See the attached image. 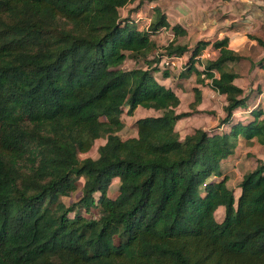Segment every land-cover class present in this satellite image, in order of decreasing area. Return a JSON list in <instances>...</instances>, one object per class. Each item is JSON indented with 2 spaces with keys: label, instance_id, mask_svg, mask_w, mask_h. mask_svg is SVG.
Segmentation results:
<instances>
[{
  "label": "trees",
  "instance_id": "1",
  "mask_svg": "<svg viewBox=\"0 0 264 264\" xmlns=\"http://www.w3.org/2000/svg\"><path fill=\"white\" fill-rule=\"evenodd\" d=\"M130 1L0 0V264H264V159L235 186L225 166L240 137L264 145L262 110L235 118L248 98L234 83L264 50V29L247 52L213 43L196 72L226 95L225 117L182 138L177 123L202 113V93L179 113L156 73L189 50L185 31L174 26L150 58L168 22L160 14L139 29L120 14ZM207 45L193 48L188 74ZM128 59L146 66L126 68ZM139 106L162 114L139 118L138 135L123 139L122 116ZM98 139V158L81 159ZM81 178V197L66 204Z\"/></svg>",
  "mask_w": 264,
  "mask_h": 264
},
{
  "label": "crops",
  "instance_id": "2",
  "mask_svg": "<svg viewBox=\"0 0 264 264\" xmlns=\"http://www.w3.org/2000/svg\"><path fill=\"white\" fill-rule=\"evenodd\" d=\"M120 14L123 18L128 16L135 18L141 30L148 29L155 20V14H158V16L160 14L165 15L168 25L164 26L157 34L152 35L157 48L161 43L165 44L163 47L164 51L165 46L177 37L173 30L174 26H179L181 30L185 31L184 35H179V43L180 45L188 46L189 50L178 56L176 65L166 66L169 69V77L163 76L165 70L163 61L160 64V71L156 73V75H161L160 78L156 76L158 81L174 90L180 97V105L183 103V91L190 89L193 92L195 101L194 88L197 87L202 93V102L198 106L205 102V91H215L210 86L211 79L205 78L204 74L200 76L196 72L197 70L203 71L211 55L216 52L213 47L214 42L228 38V47L230 49L236 52H247V44L255 45L257 43L255 39H251L250 35L264 29V0H131L120 9ZM201 41L207 42L208 45L196 56L194 70L188 74L187 64L193 48ZM157 48L151 53L150 58L153 57L152 54H157ZM254 62L250 72L243 73L234 81L238 87L244 90L245 96L248 98V106L238 109L235 113V118L244 121V123H248L254 118L253 110L260 109L264 113V50L257 54ZM227 69L230 68L228 67ZM172 70L178 71L179 82L175 84ZM214 74L215 77H220L219 71H215ZM197 80L203 81L204 84L202 85H205V87L195 84ZM222 97L224 101L222 103V113H218L215 120V123L217 122L216 125L219 124L221 118L225 117L224 106L227 100L226 95H222ZM199 110L202 113L216 114L213 111H206L205 108H199ZM248 143H255L254 146L256 144L264 146L257 138L247 140L244 137H240L235 154ZM241 152H244V150H241ZM245 154H251V152H246ZM252 158L254 159V156ZM258 159L264 158H256L252 169L257 166ZM239 193L240 189H237L236 194ZM222 208L224 209L223 206L219 209Z\"/></svg>",
  "mask_w": 264,
  "mask_h": 264
},
{
  "label": "rangeland",
  "instance_id": "3",
  "mask_svg": "<svg viewBox=\"0 0 264 264\" xmlns=\"http://www.w3.org/2000/svg\"><path fill=\"white\" fill-rule=\"evenodd\" d=\"M158 17H159L158 14H155V20H157ZM164 45L165 44L163 43L159 45V47L157 48V53H161L162 51H164L163 50ZM137 65L145 67L146 63L143 59H140V61L137 63L135 62L134 59H128L125 61V64H124L126 68H131ZM172 72H174L173 82L175 84L179 82L178 81L179 77L177 75L178 71L172 70ZM156 76L160 78L161 75H156ZM195 84L202 85L204 83L203 81L197 80ZM202 86L205 87V85H202ZM205 96H206L205 102L202 103L200 106H198V110L199 108H205L206 111H211V112L213 111L216 114L200 113L197 115H192L190 117L181 119L177 123L176 128L180 132L182 138L188 133L192 132L193 129L197 127H200V128L206 127L210 129L217 127L216 125L217 122L215 123V120L218 116V113L219 114L222 113V103L224 102L222 99L223 97L217 92L211 91V90L205 91ZM182 99H183L182 100L183 103L177 108L178 112L180 113V112L190 111L191 110L190 104L194 101L193 92L190 89L183 91ZM160 114H162V111H155L153 109H147L142 106H139L133 115H129L125 111V113L122 116L125 122V127L123 128L122 131H120L119 134L121 135L123 139L137 136L138 129L136 126V121L139 118L150 116V115L156 116ZM105 143H106V139H98L94 147L88 153L80 154V158L81 159L86 158V157L98 158L99 156L98 149L101 145ZM254 145L255 143L245 144L243 147H241V150L242 151L244 150V152H241V150H239L237 154L234 153L235 155L231 156L227 161H225V166L227 168L226 170H228L229 175L231 177L230 184L232 186L237 185L242 175L245 172L253 168L254 163L256 162V158H264V146L260 144H256V146ZM246 152H251V154H245ZM253 156H254V159L252 158ZM83 183H84V179L81 178L78 184V189L75 192H73L71 196H65L62 198L66 204L70 205L73 202L79 200L82 194L81 189H82ZM119 184H120L119 178H115L112 182V185L109 191L111 196H116V194L118 193ZM235 192L237 193V190ZM224 214H225V209L223 208L219 209L216 213L217 220L222 221L224 218Z\"/></svg>",
  "mask_w": 264,
  "mask_h": 264
},
{
  "label": "built area",
  "instance_id": "4",
  "mask_svg": "<svg viewBox=\"0 0 264 264\" xmlns=\"http://www.w3.org/2000/svg\"><path fill=\"white\" fill-rule=\"evenodd\" d=\"M177 58L178 56H171V57H165L163 60L164 64L167 66H174L177 64Z\"/></svg>",
  "mask_w": 264,
  "mask_h": 264
}]
</instances>
